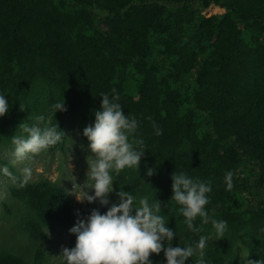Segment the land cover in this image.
I'll list each match as a JSON object with an SVG mask.
<instances>
[{"label":"trees","instance_id":"1","mask_svg":"<svg viewBox=\"0 0 264 264\" xmlns=\"http://www.w3.org/2000/svg\"><path fill=\"white\" fill-rule=\"evenodd\" d=\"M212 6L225 12L206 16ZM113 89L137 121L130 140H141L145 152L139 168L114 175L116 186L150 203L158 199V214L175 233L167 243L183 247L211 225L197 217L200 231L187 229L170 201L171 176L210 182L209 220L227 227L219 240L207 241L206 264H239L235 250L244 242L253 264L264 260V0H0V95L10 108L0 117V148L26 135L19 125L30 127L63 97L66 111L49 123L64 135L48 151L66 152L69 115L83 124L87 143L83 129L94 121L101 95L111 97ZM10 169V195L24 207L34 264L46 261L47 230L69 233L78 216L107 210L74 207L63 187L24 182ZM150 259L165 264L163 252ZM0 264L31 263L0 250Z\"/></svg>","mask_w":264,"mask_h":264},{"label":"clouds","instance_id":"2","mask_svg":"<svg viewBox=\"0 0 264 264\" xmlns=\"http://www.w3.org/2000/svg\"><path fill=\"white\" fill-rule=\"evenodd\" d=\"M105 93L100 98V109L94 111V121L83 129L82 135L87 140L89 155L86 156L88 170L86 183L91 184L90 192H85L78 202L92 204L99 202L101 206L109 205V195L114 192V175L129 168H139L145 155L141 140H130L137 128L135 118L125 114L119 97ZM9 101L0 95V117L9 111ZM65 100L53 103L46 113L35 116V122L29 127L21 123L19 127L26 135L13 136V156L22 160L30 154H37L60 141L64 133L58 124L49 121L57 112H65ZM155 134L160 130L153 124ZM134 144L137 147H134ZM6 171V170H5ZM148 170L146 175L151 176ZM30 170L24 169L23 181L30 178ZM172 197L179 207L177 211L182 222L192 232H199L194 226L197 217L204 224L210 223L207 235H200L191 245L181 247L167 243L174 239L175 233L165 223L161 212V202H149L147 196L135 197L130 191L116 192L118 202L112 203L104 213L93 209L84 218L78 216L69 234L75 236V245L71 249L63 248L59 256L64 264H152L150 256L163 252L165 264H186L192 257H197L194 264H206L204 250L207 241L216 237L219 240L226 231L224 220L208 217L206 205L211 192L210 182L192 178L183 172H174L171 176ZM226 189L232 188V173L225 172ZM248 264H253L249 261ZM255 264H264L257 260Z\"/></svg>","mask_w":264,"mask_h":264},{"label":"rangeland","instance_id":"3","mask_svg":"<svg viewBox=\"0 0 264 264\" xmlns=\"http://www.w3.org/2000/svg\"><path fill=\"white\" fill-rule=\"evenodd\" d=\"M224 12L220 7L212 6L205 12V15H220ZM82 125L74 116L66 117L65 132L68 138V147L65 153H52L45 149L40 153L30 154L25 159L17 160L12 154L14 145L0 148V250L25 256L31 264H34L32 254L34 246L22 227L24 207L10 195L9 189L14 185L10 178L11 167L22 178L24 169H29L31 175L27 181L35 182L45 179L63 187L69 193L71 204L74 207L85 205L107 209L112 203L118 202L115 193L120 188L116 186V182L113 184L114 192L109 195V205L107 206H101L99 202L92 204H88L86 201L78 202L76 199V196L83 199L85 192L91 188L90 183L84 185L88 170L85 158L89 152L87 143L81 136ZM244 171H251V167L249 166ZM89 194L92 193L89 191ZM41 245L47 251L44 264H60L63 259L59 256L62 254L63 248L74 246L75 239L69 236L67 228L62 227L53 231L47 230V238ZM235 251L239 264H248L251 261L246 242L241 243Z\"/></svg>","mask_w":264,"mask_h":264}]
</instances>
